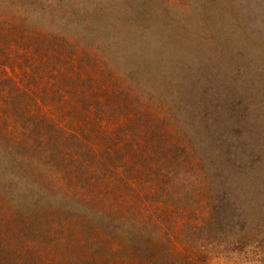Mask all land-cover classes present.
<instances>
[{
	"label": "trees",
	"instance_id": "trees-1",
	"mask_svg": "<svg viewBox=\"0 0 264 264\" xmlns=\"http://www.w3.org/2000/svg\"><path fill=\"white\" fill-rule=\"evenodd\" d=\"M200 4L210 25L219 16L236 34L253 27L259 42H207L194 12ZM135 7L169 30L189 32L171 48L188 62L186 78L199 84L175 86L183 78L144 69L151 45L161 42L80 48L76 64L79 46L55 42L58 33L53 42L36 10L0 0V264H185L215 226L204 214L202 223L173 219L201 210L188 195L174 198L166 189L158 194L165 198H154L167 181L156 175L169 172L161 165L202 168L229 192L264 166V110L249 98L254 88L264 96V0H138ZM123 82L148 91L153 107L120 93ZM217 196L205 208L222 225L229 211L212 210ZM185 227L190 251H176L173 233Z\"/></svg>",
	"mask_w": 264,
	"mask_h": 264
},
{
	"label": "rangeland",
	"instance_id": "rangeland-1",
	"mask_svg": "<svg viewBox=\"0 0 264 264\" xmlns=\"http://www.w3.org/2000/svg\"><path fill=\"white\" fill-rule=\"evenodd\" d=\"M14 1L24 4L27 10L32 8L27 3L32 0ZM169 1L173 4V0ZM137 2L138 0H49L44 5L40 4V8L33 7L32 10L39 13L40 18H42L39 22L45 28L46 36L51 38L53 42L55 39L53 33H58L55 42H74L79 46V49L75 51L76 64L81 53L80 48L89 50L90 46H96L104 49L106 45H112L114 42H161L156 46L151 45V50L146 55L144 69L150 68L158 71L157 68H161L166 72L165 76L169 79L183 78L181 81L175 82V86L179 82H182L183 87L199 84L197 78L192 80L186 78L189 76V72L185 67L188 62L176 54L175 47L171 48L173 42H182V38L186 37L184 33L186 30L180 31L181 29H178V31L176 28H172V30L165 28L166 21L153 20L151 14L147 15V12L143 13L135 7ZM199 10L200 31L209 35L208 40L205 39L207 42L219 41L230 46H232V43L238 44L237 42H259L254 36L260 35L253 27L243 25L240 34H236L233 33L236 26L228 27V20L223 21V19H220L221 17L216 16L217 18L211 17L213 21L210 22L214 26L212 28L209 22H206L204 18L202 19L204 6L200 4L199 9L197 8L194 12H199ZM237 16L234 13L232 18ZM249 21L252 20L249 19ZM188 34L189 32H187ZM200 36L203 35L200 33ZM263 37L264 31L261 32V38ZM200 42L202 41L200 40ZM163 45L164 47H162ZM204 54L206 57H210L211 52L207 49ZM64 57L66 56L64 55ZM258 57L261 58L262 56ZM178 68H182L184 74L180 73ZM106 71L107 65L103 63V73ZM173 86L174 84L170 82L166 87L173 89ZM197 89L196 86L194 90ZM120 93H124L128 98L140 97L142 105L153 107L147 100L149 92L146 90L131 91L127 83L123 82V89ZM165 94L162 101L169 97L167 92ZM235 94L240 100L241 96H245L244 92ZM250 97L251 99L254 97V100L264 110V96L261 90L252 89ZM126 111L128 109L124 108L121 120H127ZM236 114H238V111L235 114L233 113V115ZM163 167L169 168V172L164 170ZM172 168V161L161 165L160 170L167 173L156 175L155 180L157 183L163 179L167 181H163L159 187L156 186L157 189L162 190L157 191L154 198L161 196L165 198L166 195L158 194L166 189L176 192L174 198L180 195L187 197L188 195L189 200H197L200 206L198 209L201 210L196 211L190 217H188L189 214L186 210L185 215L187 218H184L183 212L179 211L172 215L173 219L178 220L179 223L197 219L202 223V216L205 215L208 216V224H212V228L215 226L212 233L210 231L209 235L196 240L198 243L192 248V251H200L199 255L196 256L197 259L192 260L188 255L185 258L187 260L185 264H264V166L255 178H252V181L250 180L249 183L243 186L242 190L236 192L224 191L219 185L220 182L215 180L214 175L209 172L206 173L202 168H200L199 173L193 170L190 171V169L186 170L185 167L174 169L175 171L170 170ZM174 172L176 175H174ZM214 194L218 195L219 204H214L212 210L222 209L224 213L229 211L222 225L214 224L217 222L216 213H213L215 216L213 217L212 214H208L209 208H205L216 199L213 197ZM149 200L148 197L146 199L145 197L142 198V202ZM231 207L233 208L230 209ZM205 219L207 220V217ZM208 224L204 226H209ZM188 230L185 227V234L184 232L180 234V230L173 233L174 230H172L171 233L176 238L171 245L173 249L182 252L190 251L185 248L189 244L191 236L187 233ZM198 256H200L199 259Z\"/></svg>",
	"mask_w": 264,
	"mask_h": 264
}]
</instances>
